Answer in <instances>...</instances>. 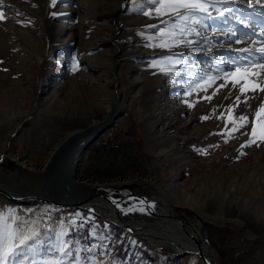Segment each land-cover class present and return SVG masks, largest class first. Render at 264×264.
<instances>
[{
  "label": "rangeland",
  "instance_id": "1",
  "mask_svg": "<svg viewBox=\"0 0 264 264\" xmlns=\"http://www.w3.org/2000/svg\"><path fill=\"white\" fill-rule=\"evenodd\" d=\"M17 1L24 4L15 3L14 12L4 13L6 18L0 21V24L3 22L0 38L7 27L6 20L12 18V25L16 27L10 33V42L4 44L0 39V102L4 101L0 103V168L3 170L0 174L9 176L11 182L14 179L12 185L20 186L14 172L22 176L27 163L43 165L52 151L56 148L57 153L63 141L75 131L107 118L108 104H101L100 99L105 97L108 102L112 101L113 107L119 108L114 122L107 127L114 129L107 144L115 146L118 141L122 144L114 151H108L106 145V151L90 145L81 153L76 178L83 184L76 189L88 192L86 196L93 200H102L100 193L117 196L118 201H124L128 195L142 194L153 201L151 204H156L160 216L179 223L184 221V225L200 223L202 235L216 250L222 264H264V142L257 141L242 148L250 137L241 132L229 135L224 120L216 118L237 93L233 90L230 96L229 85L208 101L202 97L210 95L216 85L207 93L189 95L195 84L187 70L177 75L150 67L171 52L183 54L194 66V71L204 69L215 74L216 62L222 57L236 55L229 48L246 47L253 43L254 40L251 43L248 40L256 38L258 31L264 34V26H261L264 24V0H231L227 4L214 0L216 8L209 9L210 16L197 13V16L203 15L204 20L203 26L195 27L212 45L201 41L204 50L199 52L183 46L171 50L146 47L147 37L156 34L155 28L146 26L164 28L161 19L167 18L143 15L144 11L154 12L145 0H122L121 5L118 0H88L83 3L84 10L90 9L93 3H97L99 11L106 15L120 8L113 16L106 17L108 25L91 22L95 25L80 32L77 26L81 4L77 0H56L55 5L52 0ZM28 4L44 17L42 24L37 23ZM65 26L67 28L60 33V27ZM71 27L74 34L69 33ZM101 27H106V31ZM109 29L113 33L107 40L105 34ZM233 30L237 35L249 34L243 37L244 45L223 42ZM58 32L60 36L54 42L53 35ZM188 38L197 39L195 35ZM159 42L151 41L153 44ZM115 62L118 63L116 73L121 92L117 105L112 73ZM74 63L78 64L77 71H73ZM228 67L221 65L224 69ZM19 81L24 83L22 91L14 88ZM221 83L222 80L216 82L217 85ZM260 98L264 99V94ZM250 103L255 108L259 100H250ZM8 108L15 111L10 116H6ZM244 110L241 105L240 111ZM203 116L209 118L202 120ZM252 118L249 114L250 121ZM227 127L232 126L228 124ZM107 128L103 134H107ZM250 130L249 124L241 131ZM200 150H205L206 154H201ZM242 163L247 164L245 170L232 169L241 167ZM186 193L201 203L199 210L175 202L180 199L175 195ZM97 203L104 206V203ZM128 204L136 209L143 206L135 200ZM12 210L24 220H38L41 232L49 230V236L43 237L47 243L36 257L38 261L59 257V253L47 249L50 244L54 248L53 226L57 220H62V229L68 233L64 239H78L81 247L96 246V255L82 252L81 256L89 255L97 264H113V261L116 264H205L199 255L187 253L180 245L153 248L147 240L100 215L101 219L92 221L94 216L84 215L81 210L42 202L16 206L4 202L0 196V211ZM133 213L128 211L129 217H133ZM155 216V210L146 213L149 220ZM133 218L139 220L137 216ZM87 223V240H82L80 234ZM93 229L94 236L90 235ZM70 259L65 258V264ZM22 264H32L31 258Z\"/></svg>",
  "mask_w": 264,
  "mask_h": 264
},
{
  "label": "snow or ice",
  "instance_id": "2",
  "mask_svg": "<svg viewBox=\"0 0 264 264\" xmlns=\"http://www.w3.org/2000/svg\"><path fill=\"white\" fill-rule=\"evenodd\" d=\"M147 5L154 9L152 11H144L143 15L161 19V24L165 25L164 28H158L156 25H147V28H155L156 34L147 37L149 43L145 46L154 48L171 50L177 47H189L193 51H203L200 46L201 41L208 44L210 47L211 42L203 32L197 29V25L203 26L204 16H197V13L211 15L210 8H216L214 0H145ZM222 3H229L231 0H220ZM53 5L56 0H52ZM7 7L0 2V21L4 20L3 8ZM142 8V5H141ZM228 9H225L227 11ZM19 15V13H18ZM55 15V13H54ZM22 26L23 22L18 21ZM195 35L197 39H189V36ZM248 33L237 35L235 30L231 31L225 36L223 42H231L241 44L245 42L243 37L248 36ZM152 40H159L158 44L151 43ZM257 41H253V44ZM249 44L247 47L229 48V51L236 53L227 59L221 58L215 64V74L211 71L201 69L199 72L194 71V66L183 56V54L171 53L160 61H154L150 67L159 68L161 72L173 73L179 75L182 71L187 70V75L190 77L191 82L195 87L191 89L189 95L195 92L207 93L209 88L216 85L214 91L210 95L202 97L210 101L213 96L217 95L220 90L228 88L230 96L233 90L237 93L235 99L228 105L223 112L216 118L224 120L225 129L229 135L236 132H241V135H248L250 138L246 144L241 145L242 148L250 146L257 141L264 142V99H261V94H264V42H260L259 47H254ZM228 65L227 69L221 68V65ZM182 66V67H181ZM198 67V66H195ZM211 67V66H210ZM78 70V64H73V71ZM218 80L223 83L216 84ZM252 95L249 96L248 94ZM243 97V99H242ZM229 99V97H225ZM250 100H259L257 107L253 108ZM241 105L244 106V111H240ZM192 106L191 104L189 105ZM216 109H213V113ZM249 114L253 118L249 120ZM208 116L201 117L202 120L208 119ZM231 124L229 129L227 126ZM251 126L250 132L241 131ZM227 143V140H225ZM201 154H206L205 150H200ZM115 203V202H114ZM144 203L143 200L140 201ZM119 206V205H117ZM135 206L127 208L126 211H136ZM143 212V208H139ZM79 215V214H77ZM75 221H73V224ZM83 227V225H79ZM68 233L62 228L59 232L55 233V246L54 248L49 245L47 251H54L59 253V257L54 260H40L38 257L41 253L42 246L47 243L43 237L49 236V230L45 229L40 231V223L38 220H24L16 215L15 210L0 211V264H22V261H27L31 258L32 264H65V258L68 264H96L91 256H81V253H88L91 255L97 254L95 245L92 247H81L80 240L64 239ZM90 235H95L93 229ZM51 239V237H49ZM103 240V237H100ZM87 241H85V245ZM103 264V262H101ZM113 264H116L113 261ZM123 264V262H120Z\"/></svg>",
  "mask_w": 264,
  "mask_h": 264
},
{
  "label": "bare ground",
  "instance_id": "3",
  "mask_svg": "<svg viewBox=\"0 0 264 264\" xmlns=\"http://www.w3.org/2000/svg\"><path fill=\"white\" fill-rule=\"evenodd\" d=\"M0 2H2L3 5H6L7 6V7L3 8L4 13H7L8 12L7 14H10V13H13L14 12L13 11L14 10L13 8H14V4L15 3L18 4V5H23L24 4V3L19 2L17 0H0ZM77 2L79 4H81L80 5L81 8H78V12L80 14V22H79V25L77 26V31L78 32H80V30L89 29V28H91V25H95V24L96 25H100V26L102 25L101 23H103L104 25H108L109 20L106 17L107 16H109V17L110 16H113L115 14V12L117 11V9L120 8V6L117 7V8H114L113 10L109 11V13L106 15L102 11H99V9H98L99 8V5L97 3L91 4L90 9L84 10V4L83 3H87L88 0H77ZM118 2L120 3V5L122 4V0H118ZM29 5L30 4H28V8H29ZM45 5H46V3H45ZM42 7H43V5H42ZM46 8L47 7L43 8V9H46ZM30 10L32 11L31 14H33L36 17V21H37V23L39 25H40V23L42 24V22L45 21L44 17L41 15V13H39L37 11V9L35 7H32ZM40 11H42V10H40ZM92 11H95V12H92ZM28 12H30V11H28ZM104 18H106V19H104ZM6 21H7L6 22L7 27H6V29H4L5 32L2 33L3 35H1V38H0L3 41L4 44L7 43V42H10L12 40V37H11L12 36L11 35L12 34L11 33L12 32V29H16V27L12 25L13 24V22H12L13 19L12 18H9ZM91 22H93V23L95 22V24H93ZM2 23L0 25H2ZM42 26H44V25H42ZM261 26H264V24L261 25ZM64 28H67V27L66 26L65 27H60V33L64 31ZM98 28H97L98 31L100 29L101 30L103 29L102 27L100 29H98ZM69 29H70L69 30V33L70 34H74L72 32V29L73 28L71 27ZM17 30H21V29H17ZM22 30H24V29H22ZM102 31L105 32L106 31V27ZM112 33H113L112 29L107 30V33L105 34V39H107V40L111 39L112 38ZM23 34H25V33H23ZM70 34H68V35H70ZM30 36L32 37V34ZM59 36H60L59 35V32L58 33H54L52 40L54 42L55 41L57 42ZM102 36H103V34H102ZM28 37H29V35H28ZM255 37L256 38H253V39L248 40V42H250L251 40L257 41V43L255 45H256V47H259L260 46V42H264V34H262V32H259L258 31L256 33ZM25 38H27V37H25ZM241 44H243V43H241ZM237 47H238V45H237ZM246 47H247V45H246ZM238 48H240V47H238ZM35 53H37V52H35ZM37 55H38V53H37ZM39 65H40V62L38 63V66ZM117 66H118V63H117V65L114 63V66H113V69H112V73H113V75H115L116 79H118L117 78V73H116V68H115ZM23 84L24 83H21L19 81V82H17L15 84L14 88H16L17 91H18V89L22 91V90H24ZM36 85H37V83H36ZM113 86H114V83H113ZM100 99H102L101 100V102H102L101 104H105V103L108 104L107 108H108V112H109L108 115H109L110 112L112 111V108H114L113 107V104H112V101L111 102L110 101L108 102L107 98H105V97L100 98ZM1 102L4 103V101H2V100H1ZM1 107H3V106H1ZM14 112H15L14 110H9V108H8L7 111H6V113H7L6 116H10L9 114L14 113ZM15 115H17V114H14V116ZM108 115H107V117H108ZM114 119H115V117H114ZM97 123H99V122L98 121H95V123L93 122V124L91 126H89V127L95 126V125H97ZM112 128L113 127L109 128V129L107 128L108 129V132L106 134V137L107 138H105V140H109V138L113 136L112 135V132H113L114 129H112ZM100 134L95 138V140H94L95 143L93 142V145L91 143V146H93V147H101V148H103V150L106 151L107 149H105L106 147H104V146L105 145L106 146H109L107 143L106 144H101V145H98L96 143V141H97L98 137L100 136ZM159 134H158V136H159ZM121 144L122 143H120V141H118L115 146H113V145L109 146L108 151L117 150L120 147ZM55 160H56V148L52 151V153L50 154L48 160L43 165L42 164H36V163L35 164H28L27 163L26 164L27 170L23 172V175L22 176H19L20 175L19 174L20 172L19 173L18 172H16V173L14 172V174H15L14 177L18 178V181H19L18 183H20V186H17L15 184L12 185V186L15 189L25 190L26 192H29V193H31L32 191H35L36 193L40 194L41 196L47 195L46 192L44 193V191H41L40 189L45 186L44 177L49 174L47 171H56V169H55L56 168V161ZM24 165L25 164H23V166ZM246 166H247V164L242 163V166L241 167L237 166V167L232 168V169H235L237 171H240V169L245 170L246 169ZM2 171L3 170L0 168V173H2ZM230 172H231V170H230ZM11 177L13 179V176H11ZM6 179L11 184H12V182H14V179L11 182V179H10L9 176L6 177ZM27 180H31V181L28 182ZM219 192H220V190H219ZM233 194H234V192H233ZM89 195H91V193H89ZM175 196H177V197L180 198L179 200L175 201V202H177L179 204H184L186 206H189L192 209H194L195 211H197V210H199L201 208V203L192 194H187L186 193L183 196H179V195H175ZM99 197H101L102 200H97L98 198L96 200H93L94 198H90V196H87V197H85V199L84 198L81 199L80 202L86 203L88 205H92L93 208L96 211H98L103 216V218H107V220H112V221H114V222H116L118 224H121V225L125 226V227L131 226L134 229V231L140 236V238L141 237H144L142 239H145V240L149 241V243L152 244V245H154L155 247H158V245H164L166 247H172V246L173 247H178L180 245L181 248H183L184 251H188L187 253H190L189 251L191 250V248H193L194 250L191 253H194L196 255H199L197 253V250H198L199 253H201L202 255H205V257H206V259L208 261V264H222V262L218 259V253L216 252V250L213 248V246L209 245V243L206 241V239L202 235V233H204V231L201 229V224L200 223H197V224H194L193 223L191 225L190 224L184 225V223H185L184 221L183 222L181 221L179 223L176 220H173L171 218H164V217L160 216L161 213L159 211V208H157L156 204H151V202H153V201H151L148 198H147L148 201L147 200L145 201L143 199L144 203L141 204L140 203V201L142 200L141 198H138V197L133 196V195L132 196H129L128 195V198L125 199L124 201H118V198H115L116 201H115V203L113 201L114 204H112L113 205L112 206L110 204V202H109V201H112V200H108L107 198H104L102 195H99ZM76 199L79 200L78 197ZM103 199H105L106 201L105 200L103 201ZM132 200H135V202L137 204L143 205L141 207H138V209L139 208H143L144 209L143 212L139 211L138 209L136 211H133L134 212L133 213L134 216H137L139 218L138 221H135L134 220V218H133L134 216L133 217H129L128 211H126L127 208H130L131 207V204H128V203L130 201H132ZM97 202L104 203L103 204L104 206L103 207L102 206H99V204ZM50 204H52V203H50ZM117 205H119V206H117ZM161 208H163V207H161ZM148 210H150L151 213L153 212V210H155V213L157 214V216H155L153 220H149V219L146 218V213H147ZM144 222H146L145 223L146 225L144 224ZM63 226H64V222L62 220H57L54 223V226H53L54 233L59 232ZM178 252L184 253L183 251L182 252L181 251H178ZM91 258L94 261H96L95 258H93V257H91Z\"/></svg>",
  "mask_w": 264,
  "mask_h": 264
},
{
  "label": "water",
  "instance_id": "4",
  "mask_svg": "<svg viewBox=\"0 0 264 264\" xmlns=\"http://www.w3.org/2000/svg\"><path fill=\"white\" fill-rule=\"evenodd\" d=\"M123 9L124 7L122 6L121 10ZM115 64L117 65V62H115ZM113 77L115 79L114 101L117 103L119 102L120 94H121L119 87L120 85L115 75H113ZM118 110H119L118 107L112 108V111L110 112V114L108 115L107 119L104 122L101 121L97 123V125L95 126L77 130L63 141V144L58 148V151L56 153V160H55L56 168L54 167L56 171H47L49 174L44 177L45 186L40 189L41 191H44V193L46 192L47 195L41 196L35 191L29 193L26 192L25 190L15 189L12 186V184L9 183L8 180L6 179L7 176L5 177L1 175L0 196L3 198L4 202L16 206L29 205V203L31 202H42L47 204L52 203L59 206H73V207L83 208L102 216L98 211H96L93 208L92 205H88L86 203L80 202L82 198L87 197L86 196L87 194L84 193L83 190L78 191V188L76 189V187H79L80 185L83 184V181H79L76 178V171H77L76 167L81 153H83L91 145V143L100 133H102L109 125L112 124V122L114 121V117L118 115L119 112ZM99 195H102L104 198H107L108 200H112L109 201L111 205L114 204L113 201L115 198H117V196H111L105 193H100ZM133 195H135L138 198H141L142 200L144 199L145 201L146 200L148 201V199L142 194L135 193ZM77 197L79 200L76 199ZM104 219L107 220V218ZM108 221L121 228L127 229L128 231L134 233L140 238V236L134 231V229L131 226L125 227L112 220H108ZM142 238L144 237H141V239ZM146 242L149 244L148 241ZM149 245L153 248H156L152 244ZM197 253L202 258L204 263L208 264L205 255L199 253L198 250Z\"/></svg>",
  "mask_w": 264,
  "mask_h": 264
},
{
  "label": "trees",
  "instance_id": "5",
  "mask_svg": "<svg viewBox=\"0 0 264 264\" xmlns=\"http://www.w3.org/2000/svg\"><path fill=\"white\" fill-rule=\"evenodd\" d=\"M59 206V205H58ZM61 207H64V208H71L72 210H81L83 213H84V215H86L87 213L88 214H91L92 216H94L93 217V220L92 221H95V220H98V219H101V217L99 216V215H97L96 213H93V212H90V211H88V210H86V209H83V208H79V207H73V206H61ZM88 225H89V223H87V224H85V226H84V228H83V233H78V234H80V236H81V238H82V240H87V227H88Z\"/></svg>",
  "mask_w": 264,
  "mask_h": 264
},
{
  "label": "built area",
  "instance_id": "6",
  "mask_svg": "<svg viewBox=\"0 0 264 264\" xmlns=\"http://www.w3.org/2000/svg\"><path fill=\"white\" fill-rule=\"evenodd\" d=\"M106 137V134H100V136L98 137L96 143L98 145H101V144H106L109 140H105ZM110 139V138H109ZM95 143V141H93ZM93 142H92V145H93Z\"/></svg>",
  "mask_w": 264,
  "mask_h": 264
},
{
  "label": "crops",
  "instance_id": "7",
  "mask_svg": "<svg viewBox=\"0 0 264 264\" xmlns=\"http://www.w3.org/2000/svg\"><path fill=\"white\" fill-rule=\"evenodd\" d=\"M88 149H89V148H88ZM88 149H87V150H88ZM92 149H93V148H92Z\"/></svg>",
  "mask_w": 264,
  "mask_h": 264
}]
</instances>
